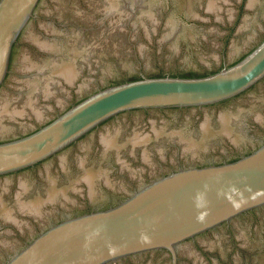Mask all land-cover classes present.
Here are the masks:
<instances>
[{"label": "flooded vegetation", "instance_id": "obj_1", "mask_svg": "<svg viewBox=\"0 0 264 264\" xmlns=\"http://www.w3.org/2000/svg\"><path fill=\"white\" fill-rule=\"evenodd\" d=\"M117 1L123 8L121 15L103 12V0H41L35 17L12 47L5 80L9 79L11 83L7 87L4 84L2 89L8 90L1 89L0 94L7 92L13 96L22 91L17 79L25 76L18 69L24 54L44 63L55 58L75 57L79 71L74 84L62 82L58 85L63 89L62 94L65 93L61 96L56 91L61 100L40 99L41 102L53 101L48 108L49 113L44 112L40 119L31 116L33 123L22 130L39 128L99 88L140 78L142 74L118 79L110 68L114 63L124 68V59L130 57L142 59L139 44L149 45L156 53L163 51L171 59L203 52L209 48L208 43L215 46L224 39L237 40L243 32L229 23L226 25L230 29L227 37L207 32L208 38H205L202 32L210 24L216 22L213 25L219 28L222 25L207 8L209 0ZM239 3L243 12L249 10L246 0H237ZM255 6L250 10L256 8L257 14L262 15L264 0H258ZM150 12L154 19H162L154 24L156 28L152 33L148 29L152 21L147 15ZM263 16L261 22L264 24ZM168 17L170 19L165 21ZM178 17L176 29L170 30L168 36H161V27L170 26ZM29 29L43 40L56 44L57 52L44 51L27 40ZM263 38L264 32L249 45L241 43V46L245 45L243 51L225 60L222 66H209L203 70L189 68L188 73L200 76L218 70L224 64L240 59ZM124 45L127 46L125 52ZM74 49L76 54H73ZM94 75L101 80L98 87L94 85ZM143 75L162 76L165 73ZM172 75L182 76V73L174 72ZM262 88L264 80L235 98L204 107L122 112L58 156L0 176V213L2 209L10 210L11 216L5 220L0 214V264H6L38 233L65 216L116 205L135 190L172 172L233 161L253 151L264 141V136L256 137L257 118L247 107L253 104L264 107L263 99L255 94ZM224 117L228 119L227 123H224ZM22 130L18 135L23 133ZM106 135L114 136V144L108 148L102 142V136ZM11 137L0 135V139ZM69 155L71 158L67 160ZM88 171L94 172L93 192L83 178ZM52 188L64 193L58 194L56 201L44 204L40 212H31L27 207L19 209V200L29 202L45 198ZM176 251V264H264V206L244 212L181 243ZM110 264H173V259L169 251L154 250Z\"/></svg>", "mask_w": 264, "mask_h": 264}, {"label": "water", "instance_id": "obj_2", "mask_svg": "<svg viewBox=\"0 0 264 264\" xmlns=\"http://www.w3.org/2000/svg\"><path fill=\"white\" fill-rule=\"evenodd\" d=\"M257 1L246 0L249 8L247 12H243L237 0L207 1V8L211 9L214 18L218 17L222 25L219 28L213 22L204 29L202 35L208 38V32L222 34V38H225L230 31L226 25L232 23L236 29L243 31L237 40L224 39L215 46L208 43L209 48L203 52L171 59L163 51L156 53L151 51L149 45L139 44L142 45V48L138 46L142 59L130 57L124 59V68L115 63L110 68L118 79L142 74L140 78L99 88L32 131L22 129L33 123V117L40 119L44 112L49 113L48 108L53 103L41 102L40 99L61 100L56 91L61 96H65V93L62 94V88L58 85L62 82L74 84L79 70L75 57L55 58L44 63L24 54L18 69L25 76L16 78L22 91L13 96L7 92L0 94V135H12L11 138L0 139V176L58 156L96 127L122 112L209 106L235 98L262 82L264 38L240 59L226 63L218 70L200 76L172 75L174 72L186 74L189 68L203 70L209 66H222L225 60L243 51V43L249 45L263 34L261 17L264 12L259 15L256 8L250 10L256 7ZM40 2L0 0V90L4 84L7 87L11 83L9 79L7 82L5 80L12 47L35 17ZM102 5L107 15H121L120 11L123 10L117 0H103ZM195 12L200 15L199 11ZM147 15L152 20L148 24L152 33L156 28L154 24L162 19H154L151 12ZM205 17L211 21L210 17ZM178 20L179 17L170 26L166 24L164 28L161 27V36H168L170 30L176 29ZM26 38L44 51L57 52L56 44L43 40L31 29ZM126 49L124 45V52ZM76 53L74 49L73 54ZM150 72H164L165 75H143ZM94 77V85L98 87L101 80L97 75ZM255 94L264 101V88L255 91ZM247 109L257 118L256 137L264 136V107L253 104ZM31 116L33 119H30ZM225 118L223 121L227 123L228 119ZM21 130L23 133L18 135ZM113 138L111 135L102 136L105 148L113 146ZM67 157V160L71 158L70 155ZM93 176L94 172L91 171L83 176L90 192L94 190ZM60 193L64 191L52 188L45 198L29 202L19 200V209L27 207L31 212H40L44 204L56 201ZM262 206L264 141L250 153L233 161L181 169L135 190L116 205L65 216L38 233L6 264H110L154 250L169 251L173 264H176V250L181 243ZM9 213L10 210L2 209L0 214L6 220L11 218Z\"/></svg>", "mask_w": 264, "mask_h": 264}, {"label": "trees", "instance_id": "obj_3", "mask_svg": "<svg viewBox=\"0 0 264 264\" xmlns=\"http://www.w3.org/2000/svg\"><path fill=\"white\" fill-rule=\"evenodd\" d=\"M182 76H192V74L191 73H186V74H182ZM134 79H138V78H134Z\"/></svg>", "mask_w": 264, "mask_h": 264}]
</instances>
